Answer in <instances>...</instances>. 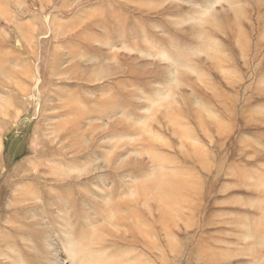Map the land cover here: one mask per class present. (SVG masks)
Returning <instances> with one entry per match:
<instances>
[{
    "label": "rangeland",
    "instance_id": "1",
    "mask_svg": "<svg viewBox=\"0 0 264 264\" xmlns=\"http://www.w3.org/2000/svg\"><path fill=\"white\" fill-rule=\"evenodd\" d=\"M0 264H264V0H0Z\"/></svg>",
    "mask_w": 264,
    "mask_h": 264
}]
</instances>
